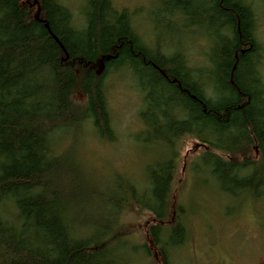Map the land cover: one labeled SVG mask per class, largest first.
<instances>
[{"label":"trees","instance_id":"obj_1","mask_svg":"<svg viewBox=\"0 0 264 264\" xmlns=\"http://www.w3.org/2000/svg\"><path fill=\"white\" fill-rule=\"evenodd\" d=\"M159 2L173 21L195 19L214 31L207 66L180 47L151 48L112 0H86L81 24L66 0H0V264L149 258L120 230L132 202L153 215L149 232L163 264H177L189 242L186 210L168 217L186 136L205 148L195 173L209 172L230 196L264 197V49L255 9L247 0ZM120 67L141 78L139 140L160 141L168 156L147 167L146 188L120 177L112 190H96L60 139L87 125L115 140L106 83Z\"/></svg>","mask_w":264,"mask_h":264},{"label":"rangeland","instance_id":"obj_2","mask_svg":"<svg viewBox=\"0 0 264 264\" xmlns=\"http://www.w3.org/2000/svg\"><path fill=\"white\" fill-rule=\"evenodd\" d=\"M31 1V0H23ZM256 11L257 38L264 49V0H247ZM73 10L76 22L83 23L86 0H66ZM113 5L127 9L132 25L151 47L161 43L169 52L180 47L191 57L193 64L207 66L210 46L208 29L195 19L185 21L161 8L159 0H112ZM37 10L36 7H33ZM264 55V50H263ZM114 71L106 83V95L116 138H101L90 126L77 132L59 134L61 151H70L69 158L81 161L88 175H92L96 190H112L122 177L140 187L147 186V167L168 156L165 145H144L138 138L143 130L140 118L144 97L139 86L141 78L124 67ZM132 70V69H131ZM264 76V56L262 64ZM77 99L83 101L82 96ZM69 148V149H67ZM179 168L169 208V221L182 205L186 210L184 224L189 231V242L178 249L177 264H264V197L252 193L233 197L225 194L207 171L195 173L193 165L204 147L193 136L178 142ZM66 149V150H65ZM82 175H80L81 177ZM93 213V211H90ZM120 230L129 236L138 248L145 246L149 258L137 254L132 264H163L149 232L153 215L133 202L120 216Z\"/></svg>","mask_w":264,"mask_h":264},{"label":"water","instance_id":"obj_3","mask_svg":"<svg viewBox=\"0 0 264 264\" xmlns=\"http://www.w3.org/2000/svg\"><path fill=\"white\" fill-rule=\"evenodd\" d=\"M36 17H37V19H39V13H38V15Z\"/></svg>","mask_w":264,"mask_h":264}]
</instances>
